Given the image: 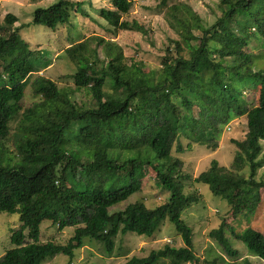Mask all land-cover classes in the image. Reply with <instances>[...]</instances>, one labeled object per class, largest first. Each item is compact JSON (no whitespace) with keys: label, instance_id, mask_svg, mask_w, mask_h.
Returning <instances> with one entry per match:
<instances>
[{"label":"trees","instance_id":"16d2710c","mask_svg":"<svg viewBox=\"0 0 264 264\" xmlns=\"http://www.w3.org/2000/svg\"><path fill=\"white\" fill-rule=\"evenodd\" d=\"M109 2L112 8L98 11L110 26L145 31L137 22L121 19L131 7L130 0ZM82 3L57 0L36 7L31 23L54 30L68 21L72 8L87 15ZM165 7L164 17L178 39L166 48L159 68L143 69L138 61L128 64L118 44L97 36L93 48L88 41L65 48L75 64L72 88L36 74L32 58L36 53L19 34L20 28L12 27L16 17L4 16L0 213H16L20 224L11 232V247L0 255V264H42L58 253L71 261L86 238L99 241L112 253L118 234L151 237L165 218L183 246L165 243L146 256H131L124 264H159L166 258L169 264H199L192 251V229L180 217L185 207L199 200L198 194L184 192L182 179L187 175L172 150L181 153L197 143L213 151L223 126L242 115L246 132L233 140L229 167L212 158L194 181L206 184L229 206L209 236L226 254L236 256L238 251L225 235L230 229L248 254L264 262V232L248 226L236 233L231 226L240 215L255 213L263 199L264 180L256 176L264 167V70H252L251 55L243 48L250 37L264 41V0H219L220 14L209 27L184 3ZM244 81L259 84L254 105L243 100ZM28 84L36 100L23 107ZM82 90L89 100L74 96ZM74 123H78L76 131ZM146 175L167 191L166 200L154 208L140 201L117 208L141 190ZM44 220L59 230L73 227V234L64 244L41 242Z\"/></svg>","mask_w":264,"mask_h":264},{"label":"rangeland","instance_id":"374dc122","mask_svg":"<svg viewBox=\"0 0 264 264\" xmlns=\"http://www.w3.org/2000/svg\"><path fill=\"white\" fill-rule=\"evenodd\" d=\"M56 1L0 0V25H7L4 21L7 13L16 17L12 27L20 28L19 34L36 53V57L35 55L32 57L34 66L37 68L36 74L53 80L57 86L62 88L74 87L71 75L75 72V64L65 54V48L72 44L88 41L89 46L93 48L96 37L100 36L104 40L118 44L128 64L138 61L143 69L159 68L161 61L167 56L166 48L174 46L172 39H178V35L169 28L164 17L166 5L184 3L190 6L199 15L205 27L211 26L220 14L219 0H168L165 5L161 4V0H130L131 7L127 13L122 14L121 19L130 23L137 22L145 30L141 32L139 29L125 30L110 26L98 11L102 7L112 8L109 0H71L72 2H83L81 8L87 15H82L72 8L68 21L54 30L31 23L32 11L36 7H46ZM247 23L248 26L251 25V21ZM247 40L243 49L251 55L252 70H264V41L254 36ZM97 52L100 58H103L104 52L101 46L97 47ZM109 56H114V52ZM0 73L5 75L1 67ZM241 87L244 102L248 105L256 104L259 84L244 81ZM74 96L83 101L90 98L84 90L76 92ZM35 100L36 97L28 84L24 90L22 106L27 107ZM245 123V115L229 120L221 129L218 148L213 151L197 143H192L181 153H177L174 148L172 150L173 155L181 159V170L187 175L182 179L184 192L198 194L199 200L185 207L180 217L192 229V251L199 264H212L211 261L214 260L217 264H244L245 260H248L249 264H264L257 257L248 254L243 242L236 239L230 229H225V235L231 247L238 251L236 256L226 254L222 246L209 236V232L219 226L229 206L220 197L212 195L206 184L194 181V178L209 166L212 158H215L220 165L229 167L235 152L233 140H240L244 137ZM77 128L78 123H74L72 129L76 131ZM186 141V139L183 140L184 147ZM261 144L264 151V140ZM256 178L264 180V167L257 171ZM262 197L260 208L255 213L242 214L232 222V231L242 232L245 227L249 226L264 232V188ZM166 198L167 191L156 186L150 176L146 175L143 178L141 190L116 207L123 208L127 203L140 201L148 208H154ZM19 224L16 213H0V255L11 247L10 234L19 227ZM73 230V227L59 230L57 225L44 220L40 224L39 241L49 240L64 244L73 234ZM84 243L74 251L71 261L67 255L58 253L44 260L42 264H124L131 256H146L150 250L162 248L165 243L175 247L184 244L175 231L174 225L167 218L148 238L129 232L124 235L118 234L114 240L112 253H108L104 246L95 239L86 238ZM159 264H169L168 259L160 260Z\"/></svg>","mask_w":264,"mask_h":264}]
</instances>
